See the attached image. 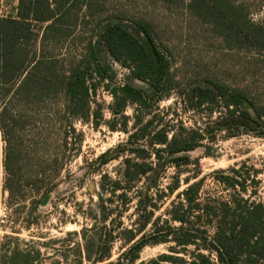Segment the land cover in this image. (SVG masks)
Returning <instances> with one entry per match:
<instances>
[{
  "label": "rangeland",
  "instance_id": "obj_1",
  "mask_svg": "<svg viewBox=\"0 0 264 264\" xmlns=\"http://www.w3.org/2000/svg\"><path fill=\"white\" fill-rule=\"evenodd\" d=\"M70 6L63 17L64 31L51 37L46 44V54H54L61 61L58 66L67 71L87 53L90 44L97 40V32L108 21H121L130 25L146 24L157 44L170 62L173 84L170 89L155 93L147 82L134 78L126 65L113 59L102 44L96 48L98 60L108 68L110 79L98 82L90 93V113L84 119H71L65 112L63 96L37 101L30 108H23L14 117L17 125L8 137L14 148V169L19 188L18 195L9 201L12 213L11 230L5 236L0 254L15 245L18 249L37 252L39 264H79L72 248L62 257L67 244L79 242V230L89 226L86 218L90 199L104 187L108 197L112 181L122 170L124 158L137 159L127 152L136 146L130 135L135 119L134 105L128 104L123 113L111 112L112 97L109 90L124 83L140 87L148 94L144 114L138 127L145 130L139 144L149 149L148 141L160 126L178 128L199 126L211 120L219 122L217 112L206 106L198 110L193 106L191 89L195 84L208 82L220 85L227 92L241 93L253 107H264V51L246 48H229L210 24L189 11L185 0H69ZM249 12L253 22L260 23L264 12L262 0H238ZM17 0H0V16H14ZM157 96L159 99L157 100ZM251 111V108L249 109ZM264 123V111H261ZM174 126V127H173ZM214 135H206L194 149L169 155L160 153L157 161L152 156L155 170L142 177L137 187L143 193L152 181L149 194L157 204L152 219L165 218V211L177 192L188 183L202 178L200 193L224 195L216 182L219 171L237 168L245 162L261 169L258 174L256 201L264 200V124L254 131L243 127L219 129L213 126ZM141 133L138 130L136 133ZM4 141L0 132V171L3 169ZM158 147V146H157ZM142 156V154H141ZM185 156L183 159H175ZM107 177V178H103ZM179 182V188L168 194V187ZM139 197L121 213L114 211L116 220L124 228H138L142 222L137 210ZM34 202H36L34 204ZM114 200L107 206L115 207ZM148 225L145 232L151 230ZM67 233H71L67 235ZM165 244L147 245L139 254L146 261L166 252ZM124 247L121 239L112 243V257ZM82 264H87L82 262Z\"/></svg>",
  "mask_w": 264,
  "mask_h": 264
},
{
  "label": "trees",
  "instance_id": "obj_2",
  "mask_svg": "<svg viewBox=\"0 0 264 264\" xmlns=\"http://www.w3.org/2000/svg\"><path fill=\"white\" fill-rule=\"evenodd\" d=\"M68 1L17 0L14 16H0V132L4 141L3 187L9 201L20 191L14 169L15 150L8 137L17 125L14 117L23 108H32L37 101L62 95L66 114L71 119H84L90 113L94 79L97 77L98 82L110 79L108 68L98 60V45H104L113 59L126 65L134 78L147 82L151 91L158 93L173 84L169 59L144 23L129 26L121 21L106 22L99 28L97 41L89 45L86 55L69 70H61L60 58L46 54L45 49L46 44L52 43L51 37H58L65 29L63 17L70 6ZM185 1L189 11L210 24L229 48L264 51V16L262 22H253L242 2ZM260 5L264 12V0ZM109 93L113 114L123 113L128 104L135 106L137 121L130 136L135 138L136 146L127 148V152L137 155L139 161L124 158L121 173L108 190L110 196L105 197V189L101 187L96 192V200L90 199L85 217L91 224L73 232L80 240L74 246H65L63 259L66 261V253L74 248L79 264H264V200L253 199L261 169L242 162L237 168L219 171L216 182L225 191L224 195H202V178L192 183L185 179L187 186L170 201L165 218L152 219L157 204L149 191L152 186L157 187L156 181L150 182L144 193L136 185L155 170L150 161L152 156L158 161L160 153L188 152L206 135H214L215 125L221 126L216 130L243 127L245 132L254 131L264 124L261 114L264 107L251 106L239 92H227L220 85L200 82L190 92L193 106L197 110L206 106L209 112H217L219 122L212 126L213 121L207 120L192 128L182 123L178 128L160 126L148 141L144 140L149 146L146 150L138 142L145 137L138 121L151 97L142 88L128 83L114 86ZM138 130L142 132L136 133ZM175 159L187 161L185 156ZM178 188L176 181L168 187V194L172 195ZM136 195L142 222L138 228H124L113 212L121 213ZM114 200L118 201L117 206H107ZM148 225L152 228L145 232ZM118 238L124 247L113 258L112 243ZM157 244L167 245L166 252L140 260V251L145 246ZM39 263L37 252L18 249L15 245L7 254H0V264Z\"/></svg>",
  "mask_w": 264,
  "mask_h": 264
},
{
  "label": "built area",
  "instance_id": "obj_3",
  "mask_svg": "<svg viewBox=\"0 0 264 264\" xmlns=\"http://www.w3.org/2000/svg\"><path fill=\"white\" fill-rule=\"evenodd\" d=\"M3 170V169H2ZM12 213L7 202V191L3 187V176L0 171V249L5 236L10 233Z\"/></svg>",
  "mask_w": 264,
  "mask_h": 264
}]
</instances>
